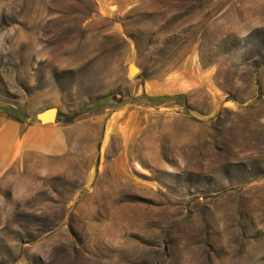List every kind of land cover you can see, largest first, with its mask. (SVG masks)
Segmentation results:
<instances>
[{"label":"rangeland","instance_id":"obj_1","mask_svg":"<svg viewBox=\"0 0 264 264\" xmlns=\"http://www.w3.org/2000/svg\"><path fill=\"white\" fill-rule=\"evenodd\" d=\"M50 109L0 264H264V0H0V123Z\"/></svg>","mask_w":264,"mask_h":264},{"label":"crops","instance_id":"obj_2","mask_svg":"<svg viewBox=\"0 0 264 264\" xmlns=\"http://www.w3.org/2000/svg\"><path fill=\"white\" fill-rule=\"evenodd\" d=\"M48 117L42 119L46 120ZM57 116V122L49 124H31L24 133L18 122L7 120L0 123V146L3 153L0 168H5L15 162L25 151L39 154L61 153L66 149L64 132Z\"/></svg>","mask_w":264,"mask_h":264},{"label":"water","instance_id":"obj_3","mask_svg":"<svg viewBox=\"0 0 264 264\" xmlns=\"http://www.w3.org/2000/svg\"><path fill=\"white\" fill-rule=\"evenodd\" d=\"M133 68H135V66H133ZM138 69V68H137ZM139 70V69H138ZM131 76L134 77V69H131ZM43 116L48 117L46 120L42 119ZM57 116H58V111L57 109H50L42 114L38 115V120L42 123V124H49V123H55L57 122Z\"/></svg>","mask_w":264,"mask_h":264},{"label":"clouds","instance_id":"obj_4","mask_svg":"<svg viewBox=\"0 0 264 264\" xmlns=\"http://www.w3.org/2000/svg\"><path fill=\"white\" fill-rule=\"evenodd\" d=\"M248 33L247 32H244V33H242L241 35L242 36H246Z\"/></svg>","mask_w":264,"mask_h":264},{"label":"bare ground","instance_id":"obj_5","mask_svg":"<svg viewBox=\"0 0 264 264\" xmlns=\"http://www.w3.org/2000/svg\"><path fill=\"white\" fill-rule=\"evenodd\" d=\"M136 73H137V71L135 70V71H134V74H136Z\"/></svg>","mask_w":264,"mask_h":264}]
</instances>
